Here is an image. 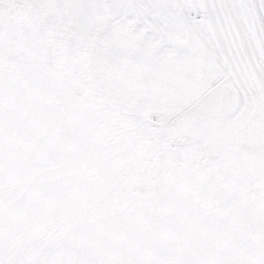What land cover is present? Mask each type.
<instances>
[{
  "label": "snow or ice",
  "instance_id": "obj_1",
  "mask_svg": "<svg viewBox=\"0 0 264 264\" xmlns=\"http://www.w3.org/2000/svg\"><path fill=\"white\" fill-rule=\"evenodd\" d=\"M0 264H264V0H0Z\"/></svg>",
  "mask_w": 264,
  "mask_h": 264
}]
</instances>
